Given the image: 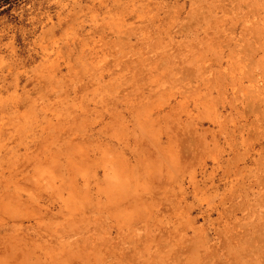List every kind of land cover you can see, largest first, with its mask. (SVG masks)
<instances>
[{
	"label": "rangeland",
	"instance_id": "obj_1",
	"mask_svg": "<svg viewBox=\"0 0 264 264\" xmlns=\"http://www.w3.org/2000/svg\"><path fill=\"white\" fill-rule=\"evenodd\" d=\"M0 264H264V0H0Z\"/></svg>",
	"mask_w": 264,
	"mask_h": 264
},
{
	"label": "bare ground",
	"instance_id": "obj_2",
	"mask_svg": "<svg viewBox=\"0 0 264 264\" xmlns=\"http://www.w3.org/2000/svg\"><path fill=\"white\" fill-rule=\"evenodd\" d=\"M227 39H228V38H227ZM257 45H258V44H257ZM256 48H257V47H256V45H255V49H256ZM257 49H258V48H257ZM220 52H221V51H220ZM226 54H227V53H226ZM185 55H186V54H185ZM194 55H195V54H194ZM220 55H221V54H220ZM230 55H231V54H230ZM182 56H183V55H181L180 57H182ZM227 56H228V55H227ZM190 57H191V56H190ZM228 58H229V57H228ZM225 59H226V58H225ZM143 60H144V59H143ZM177 60H178V59H177ZM191 60H192V59H191ZM144 61H146V60H144ZM166 61H167V60H166ZM179 61H180V60H179ZM179 61H178V62H179ZM181 61H182V60H181ZM167 62H168V61H167ZM173 62H174V61H173ZM207 62H208V61H207ZM209 62H210V61H209ZM211 62H212V61H211ZM211 62H210V63H211ZM216 62H217V61H216ZM210 63H209V64H210ZM221 64H222V63H221ZM171 66H172V65H171ZM182 66H183V65H182ZM172 67H173V66H172ZM172 67H171V68H172ZM180 68H181V67H180ZM203 68H204V67H203ZM186 69H187V68H186ZM250 70H253V68H252V69L250 68ZM193 71H194V69H193ZM207 71H208V70H207ZM213 71H214V70H213ZM173 72H174V71H173ZM214 73H215V72H214ZM249 73H250V71H249ZM176 74H177V72H176ZM246 74H247V73H246ZM251 74H252V73H251ZM164 75H165V74H164ZM168 75H170V74H168ZM242 75H243V74H242ZM249 75H250V74H249ZM249 75H248V76H249ZM159 77H160V75L158 76V78H159ZM181 78H182V77H181ZM190 78H191V77H190ZM254 78H255V76H254ZM161 79H162V78H161ZM171 79H172V78H171ZM176 79H177V78H176ZM255 80H256V79H255ZM168 82H170V81H168ZM212 85H213V84H212ZM210 86H211V85H210ZM218 87H219V86H218ZM199 88H200V87H199ZM227 88H228V87H227ZM211 89H212V88H211ZM140 91H141V90H140ZM137 94H138V93H137ZM224 95H225V94H224ZM138 97H139V96H138ZM200 100H201V99H200ZM213 100H214V99H213ZM224 100H226V99H224ZM201 101L203 102V100H201ZM236 101H237V100H236ZM205 102H206V101H205ZM225 103H226V102H225ZM216 104H217V103H216ZM209 106H210V105H209ZM211 106H215V105H211ZM157 108H158V107H157ZM212 108H213V107H212ZM184 109H186V108H184ZM211 110H212V109H211ZM182 112H184V111H182ZM184 113H187V112L185 111ZM210 113H211V112H210ZM210 113H209V114H210ZM210 115H211V114H210ZM214 115H215V114H214ZM211 116H212V115H211ZM179 117H180V114H179ZM229 120H230V119H229ZM227 121H228V120H227ZM165 123H166V122H165ZM222 125H224V124H222ZM227 125H228V124H227ZM141 128H142V127H141ZM156 128H157V127H156ZM159 128H160V127H159ZM147 129H148V128H147ZM223 130H224V129H223ZM166 132H167V131H166ZM171 132H172V133H171V135H172V134H173V131H171ZM188 132H189V131H188ZM168 134H170V133H168ZM194 134H195V133H194ZM175 135H176V134H175ZM177 135H178V134H177ZM189 135H190V133H189ZM168 136H170V135H168ZM171 137H172V136H170V139H171ZM174 137H175V136H174ZM174 139H175V138H174ZM171 141L173 142V140H170V142H171ZM201 142H202V141H201Z\"/></svg>",
	"mask_w": 264,
	"mask_h": 264
}]
</instances>
